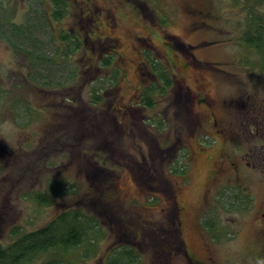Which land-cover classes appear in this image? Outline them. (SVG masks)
Listing matches in <instances>:
<instances>
[{
  "label": "rangeland",
  "instance_id": "obj_1",
  "mask_svg": "<svg viewBox=\"0 0 264 264\" xmlns=\"http://www.w3.org/2000/svg\"><path fill=\"white\" fill-rule=\"evenodd\" d=\"M66 1L0 0V245L79 211L65 264H158L173 191L170 264H264V0Z\"/></svg>",
  "mask_w": 264,
  "mask_h": 264
},
{
  "label": "trees",
  "instance_id": "obj_2",
  "mask_svg": "<svg viewBox=\"0 0 264 264\" xmlns=\"http://www.w3.org/2000/svg\"><path fill=\"white\" fill-rule=\"evenodd\" d=\"M52 1V17L55 20L63 19L68 9V2L66 0ZM258 36L262 38V33L260 31L256 32V28L253 34L249 32L245 34V38H247L249 43L260 48L259 43L256 42ZM74 44L78 49L79 44ZM111 59H107L106 65L111 63ZM160 78L164 80V84H170V80L166 78L164 72H162ZM154 89L158 88H149L146 91L144 99L147 106H152L151 99L148 98V95ZM96 98L99 100V97ZM113 194L114 191H111L110 196ZM169 200L172 202L173 222L176 226L174 236L169 242L167 240L168 243L166 246L163 244L156 245L154 243L155 254L157 257L159 256L158 264H170L172 263V258L180 254H185L190 257L180 225L177 223L180 207L173 191L170 193ZM89 220V218L79 211L63 212L43 228L19 235L17 240L9 246L4 247L0 245V264H65L66 254L82 245L87 240L88 234L92 231L93 225ZM50 252L57 254L58 258L49 262L39 263L38 260L41 256H45ZM124 260H128L129 262L126 261L127 263H123ZM138 261V257L133 249H125L118 254V257L110 259L109 264H137Z\"/></svg>",
  "mask_w": 264,
  "mask_h": 264
},
{
  "label": "flooded vegetation",
  "instance_id": "obj_3",
  "mask_svg": "<svg viewBox=\"0 0 264 264\" xmlns=\"http://www.w3.org/2000/svg\"><path fill=\"white\" fill-rule=\"evenodd\" d=\"M205 101V98H201V99H197V103H199V104H202L203 102ZM189 259L190 260H192L193 258L192 257H189ZM197 262V261H196ZM198 264H202L203 262L202 261H199V262H197Z\"/></svg>",
  "mask_w": 264,
  "mask_h": 264
}]
</instances>
